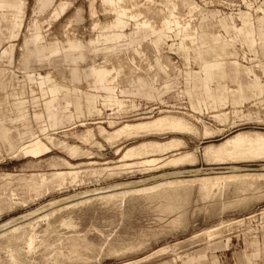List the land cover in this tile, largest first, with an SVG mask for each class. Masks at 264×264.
Returning a JSON list of instances; mask_svg holds the SVG:
<instances>
[{"label": "rangeland", "instance_id": "374dc122", "mask_svg": "<svg viewBox=\"0 0 264 264\" xmlns=\"http://www.w3.org/2000/svg\"><path fill=\"white\" fill-rule=\"evenodd\" d=\"M24 1L21 10L0 5V69L5 72L11 70L14 80L26 89L24 95L21 92V97L27 106V115L15 114L21 127L19 130L11 128V146L0 143V197L13 199L10 205L0 202V264H192L198 260L200 263L196 264H264L262 180L247 188L248 191L237 182H229L226 184L228 189L223 187L225 189L211 196V200L208 197L202 200L196 186H192L194 189L191 188L188 193L171 195L174 205L171 207L172 212L171 209L168 212L164 209L166 212H163V199L150 200L143 194H126L120 207L117 203L108 205L103 199L101 201V198H97L99 192L118 183L124 184L125 187L121 189H127L174 178L233 171H264V159L221 162L205 161L201 157L204 145L219 143L237 131L264 133V0H179L175 10L167 5L169 0H139L149 20L159 19V14L156 8L153 12L157 14L143 8L148 1L165 7V15L168 17L176 13L183 23L192 17L191 30L171 22L170 28L166 29L173 32L169 33V37L152 33L154 27L146 30L140 27L138 22L145 17L141 8L142 17L125 15L123 22L117 24V15L109 12L110 3L107 0H66V11L57 18L54 7L61 0H53L52 3L50 0ZM189 1L197 4V9H189ZM91 4L95 11L93 15L90 13ZM172 4L175 2L172 1ZM179 4H182L181 7ZM204 24L209 26L205 29ZM101 28H108V31L113 28L114 34H123L114 36V39H120L116 48L111 47L108 35H101ZM10 32L13 34L10 35ZM217 33L220 36L215 39ZM26 36L31 40L26 42ZM10 39L13 45L11 50L8 42ZM97 39H100L99 42L92 44L91 40ZM81 41V50L86 58L79 63L80 68L105 64L107 59L115 55L126 56L140 42L143 43V49L147 48V44L149 51L145 49V52L147 55L149 52L150 57L152 55L150 60L157 68L151 72L158 74H155L157 81L152 82L151 86L145 85L151 92H139L140 86L135 81L126 80L127 76L122 74L114 84L113 91L123 101V106L118 107L114 101H110L111 93L108 90L99 88L90 80L83 78L79 85L69 82L61 84L57 68L68 66L61 58L64 53L71 52L69 45L78 47ZM44 44H47L46 47ZM186 44L192 46L186 47ZM22 46L26 47L24 55ZM4 48L10 52L4 53ZM162 53L166 58L159 57ZM34 56L44 60L27 68L30 58ZM168 58L177 61V71L170 73L158 70L163 60ZM141 59H138L139 62L145 63ZM216 60L223 62L226 74L223 82L231 91L226 94L225 104L220 100L221 105L224 104L222 109L212 111L216 106L213 109L209 106L210 110L203 103L197 105L192 101L186 92L185 78L190 76L188 72L198 71L202 61ZM233 60H237L239 65H233ZM112 63H116V60L107 65L111 66ZM128 64L126 67H129ZM48 71H52L50 77L46 75ZM39 74L44 75L42 79ZM53 86L56 87L51 91L50 87ZM209 86L212 88L213 83L209 82ZM132 89L133 92L130 91ZM4 95L5 92H1L0 96ZM54 98L58 103L55 125L53 119L42 112L45 104ZM64 99L71 102L70 116H66L67 113L62 110ZM4 101L0 103V115H6L4 117L7 118L12 114L11 110L15 112L13 103L16 100L9 94ZM78 103L81 109L75 111ZM150 109L155 111L150 113ZM160 109H169V114L184 116L199 130L207 125L217 132L208 138L201 134H150L120 139L113 145L99 134L97 126L111 131L106 122L111 117L118 121L133 122L136 116H156ZM135 110L145 112L136 116L125 115ZM37 112L42 113L39 115ZM26 119L30 123V130L41 137L50 152L43 154L47 150L42 142L19 149L23 142L32 138L24 137L29 127L25 123ZM101 120L104 122L96 123ZM81 122L84 124L80 125ZM218 128L222 130L219 132ZM87 129H92L94 138L102 146L83 143L76 137V134ZM173 135L182 137L186 142L179 151L193 150L198 156V162L175 167L173 164H161V167L156 165V168L151 166L150 169L148 166H135L112 171L101 170L105 161L110 165L116 163L119 155L115 153L117 147H126L145 139L164 141ZM64 145H79L84 151L92 153L85 155L80 152L72 156ZM16 147H19L16 153L9 151ZM32 148L42 151L31 153L28 150ZM63 158L77 165L76 169L83 170L79 173L78 181L69 183L67 179L68 182L62 185L44 184L37 192L27 191L21 186L18 179L20 176L67 169ZM88 161H96L97 164H89ZM93 168L97 169V173H91ZM176 171L180 173L168 175ZM5 173L14 176L9 179L3 175ZM168 194L171 192H165V195ZM159 200L163 203H158ZM77 201L82 202L73 206L72 203ZM50 211L53 213L46 218L44 214ZM241 218H245L244 221L232 224L233 220ZM229 221H232L231 224ZM18 225L25 227L21 238H17V232L13 231ZM219 225L224 227L219 228ZM215 226L221 229L220 234L212 235L210 240L204 230ZM32 233L34 242L29 249L25 241ZM73 240L79 243L75 254L76 251L70 252L73 251L70 247ZM130 244L133 250H128Z\"/></svg>", "mask_w": 264, "mask_h": 264}, {"label": "bare ground", "instance_id": "6f19581e", "mask_svg": "<svg viewBox=\"0 0 264 264\" xmlns=\"http://www.w3.org/2000/svg\"><path fill=\"white\" fill-rule=\"evenodd\" d=\"M107 1H109V3H110L109 12L116 13V15H117L116 19L118 21H122V18L125 15L142 17V14L140 13V10H139V8H141V5H140L141 3L139 4V0H107ZM172 1L175 2V4H172L173 6L171 5ZM178 1L179 0H169L167 5L175 10L178 6ZM189 2L190 3L187 4V5H189V9H193V8H196L198 6L197 4H195L191 1H189ZM0 3L2 5L14 7L15 9H19V10H21L22 6H24V3L21 0H0ZM181 5L179 4L180 7H181ZM180 7H178V9ZM143 8L151 9L150 11L152 13L157 14V12H158V14H159L157 16V17H159V19H156V20L153 19L155 21L149 20V18H146L147 16L145 14V10L144 9L142 10V8H141V10L144 11L145 15L144 14L143 15L145 17H142L138 23L140 24V27H142L145 30L148 29L149 27H154L155 29H158V30H160V29L166 30V29L170 28L169 26H170L171 22L172 23L175 22L179 27L185 28L187 30H191L193 28L192 17L190 18V20L186 21L185 23H183L181 21L180 17L176 13H175V15L168 17L167 15H165V12L167 9L161 5L156 6L155 4H153V1H152V3H151V1L150 2L148 1V4L146 6H144ZM155 8H156L157 12L156 11L153 12L155 10ZM24 9H25V7H24ZM180 9H183V8H180ZM168 18H170L171 20ZM208 26H209L208 24H204L203 28L206 29ZM233 27H235L234 24H233ZM69 33H70V31H69ZM219 36H220V33H217L215 39H217ZM29 38L30 37L26 36V40H28ZM47 44H45V46ZM146 46H147V48L146 47H144V48L149 51L147 44H146ZM145 49H143V47L140 46L136 52H130L129 56L127 58L122 57L124 60V63H125L124 64L125 67L129 63L128 64L129 67H126L125 72H123V73H125V76H127V77H125V79L127 78L126 80H136L137 78H142V79H150L151 82L157 81L155 78V74L158 75L157 72H155V73L151 72L152 70L154 72V70L157 68L153 64L152 60H150L152 55L150 57L149 52L147 55L145 52ZM150 49H151V45H150ZM21 51H22V54L24 55L26 52L25 46H22ZM136 56L139 58L141 57L142 58L141 60H145V63L142 64L141 62H139V60H138L139 58H136ZM148 56H149V58H148ZM159 57L161 59L166 58L163 53ZM168 57H169V55H168ZM169 58L166 60H163V63L161 62L162 66L159 67L158 70H162V71H166V72H170V73L177 70V68H178L177 61L176 60L171 61V60H169ZM41 62H42L41 59H37L35 57L34 59L31 60L30 64L32 66H35V65H37V63H41ZM119 76H120V74H118V73L112 74V77L114 79H117ZM15 95L17 97H20L18 92H16ZM168 110H163V109L161 110L160 109L158 115H156V116H154V115H140L138 117H135L134 120H136V121H133V122L124 121V122L119 123L118 121H115V120H109L108 126H109V128H111V131L108 128H107L108 129L107 130L103 126H97V128H99V130H98L99 134L105 139V141L112 144V145H113V143H116V141H119L120 139H129V138H133V137L146 136V135H150V134H165V133L179 134V135L180 134H183V135H186V134H189V135L190 134L191 135L197 134V135H199V134H201L202 137L208 138V137L214 136V134L217 132V131L215 132L212 128L210 129V127H208L207 125H203V129L199 130L198 127L194 123L188 121L184 116L169 114L170 111H168ZM234 125L235 124H233L232 126H234ZM16 127L20 128V125H17ZM221 130H222V128H218L219 132ZM0 137H3V132H1V131H0ZM76 137H78L79 140L83 141V143L86 142V143H90L92 145L97 144L98 146H102L101 143L94 138V133H92V129H87V130L81 132L80 134L76 135ZM3 142H4V139H3ZM38 142H40L39 137H35L32 141L21 145V147L19 149L34 145L35 143H38ZM185 144H186V142L182 137L173 135L164 141L163 140L160 141V140H156V139H145V140L138 141L132 145H128L126 147H122V146L117 147L115 150V153H118L119 155H118L116 163L110 165V163L108 161H105L102 163L103 166L104 165L105 166L102 167L101 170L112 171L113 169H116V168H127V167L129 168V167H135V166L136 167L148 166V168L149 167L151 168V166H154L156 168V165H159L161 167L162 165L164 166L166 164L167 165L173 164V166L174 165H182L183 166L184 164L190 165V164H194V163L198 162L197 161L198 156L195 154V152L193 150L192 151H179L183 145L185 146ZM64 146L68 150L67 152L69 154H71L72 156H75L80 152L82 154L84 153L85 155L92 153L90 151H84L79 145H64ZM28 151L36 154V153H40L42 150L32 148V149H29ZM167 153H170V154L163 156ZM201 157L205 161H221V162L224 160L225 161H227V160H237L238 161V160L264 159V133H263V131L262 132H257V131L250 132L249 130L248 131H237V132L233 133L232 135H230L226 138H223L219 143H208V144L204 145L202 148V151H201ZM88 162H89V164L96 163V161H88ZM63 164L66 165L67 169L63 168V169H59V170H53L50 172H37V173H31V174H27L25 176H20V177H18L17 175L16 176L21 181L20 182V183H22L21 186L25 187L27 191H35V192L39 191L42 188V186L44 187V184L51 183V184H55V185L56 184L62 185L63 183H65V181H67V179L69 180V183L76 181L77 178L79 177V173H81L83 170L76 169L77 165H75L74 163H71L70 161L66 160L65 158H63ZM146 168H143V170ZM85 171H88V169H86ZM91 171H92L91 173H94V172L97 173V169L93 168ZM141 171H142V168H141ZM179 173H180V171H176L173 173L172 172L168 173V175L169 174L170 175L179 174ZM3 175L9 179L13 178V176H14L13 174H10V173H5ZM258 180L264 181V171L263 172H235V171H233L231 173L206 174L204 176L193 177V178H191V177L174 178V179H167V180H164V181L152 184V185H148V186L133 187V188H127V189H121V188H124L125 186H124V184L118 183L116 185H113V186L106 188L104 191L99 192L100 195L97 198H101V201L104 200V202L106 204H108V203L109 204L110 203L116 204L117 203V206L120 207V206H122L121 203H123V201L125 199L124 197L126 194H129V193H130V195L133 193H137L140 195L143 194L150 200L163 199L164 200V204L162 205V207L164 206L163 212H166L167 210L170 211V209L172 212L171 207L174 205L172 204V201H173L172 198L173 197L171 195L173 193L174 194L175 193H181V192L188 193L189 190L191 188H193L192 186H194V187L196 186V188H197L196 190H197L199 196L203 198L202 200H204L207 197H208L207 199L209 200L211 196H214L218 192H221L225 188H227L226 184L229 182H235V183L237 182L238 184H241L244 186L243 189L245 191H248L247 188L253 186V184ZM4 184H6V183H4ZM257 186L258 185H256V187ZM223 187H225V188H223ZM243 189H241V190H243ZM237 190L239 191V186H238ZM249 190H251V189H249ZM167 191L171 192V194L165 195V192H167ZM224 192H226V191H224ZM219 198H221V197H219ZM207 199H205V200H207ZM82 201H79V202H82ZM87 201H88V199H87ZM155 201H153V202H155ZM160 201L163 203L162 200H159L158 203ZM0 202L10 205L13 202V199L11 197H9L7 199L1 198ZM79 202L77 201L75 203H72V205L76 206V205H78L77 203H79ZM148 202L152 203L150 201H148ZM2 203H0V204H2ZM60 208H59V210H60ZM164 209L166 211H164ZM57 210L58 209H56V211ZM175 210H176V208H175ZM56 211H54V212L56 213ZM51 213H53V211H50L49 213L44 214V216L45 217L49 216ZM263 213H264V211H263ZM44 216H42V217H44ZM244 219L241 218V219L233 220V222L232 221L231 222H232V224L234 222L239 224L242 221H244ZM231 222L229 224H231ZM225 224H224V226H225ZM229 224H228V226H229ZM25 225H26V223H25ZM221 225H223V224H221ZM224 226H222V227H224ZM32 227H33V225H32ZM222 227L219 225V228H222ZM226 227H227V225H226ZM24 228L25 227L23 225H18L17 227H15L13 229V231L17 232V234L15 235V236H17V238H21L23 236V234H24L23 229ZM218 230H219L218 227L215 226V228L211 227V228H208L204 231L206 232V235H208V237L211 240L212 235L220 234L219 232L221 229L219 231ZM10 231H12V230H10ZM201 233H202V231H201ZM198 235H199V233H198ZM26 239L27 240L25 242L27 243L28 248L31 249L33 247V242H34L33 241L34 240L33 239V233L31 235H28V238H26ZM130 246L132 247L131 244H130ZM135 246L137 248V245H135ZM70 247L73 250L70 252L76 251V252H74V254H75V253H77V248H79V243L76 240H73L70 244ZM127 247H126V249H128ZM131 247H129L128 250H130V249L133 250L134 247H132V248ZM163 248H166V246L162 247L161 249H163ZM110 250H112V249H110ZM113 250L115 251V247L113 248ZM75 258H77V257H75ZM174 260H176V259L174 258ZM129 263L130 262H126V263H122V264H129Z\"/></svg>", "mask_w": 264, "mask_h": 264}, {"label": "crops", "instance_id": "0c3cea01", "mask_svg": "<svg viewBox=\"0 0 264 264\" xmlns=\"http://www.w3.org/2000/svg\"><path fill=\"white\" fill-rule=\"evenodd\" d=\"M21 1L25 4L24 0H21ZM50 1H51V3L53 2V0H50ZM67 4H68V2L66 0H61L58 3H56V5L54 7V9H55L54 14H55L56 18L61 16L66 11ZM0 5H2V4L0 3ZM2 6H5V5H2ZM5 7L15 9L14 7H10V6H5ZM90 13L92 15L95 13L94 7L92 4L90 5ZM122 22L123 21H118L117 19L115 21V23H117V24H120ZM109 30L110 31H108V28H103V30L101 28L100 33H101V35L102 34L108 35L109 41L112 44L111 47L116 48V46L119 44L118 41L120 39H114L115 38L114 36L121 34V33H115L114 34L113 28H111ZM151 31H152V33H154L156 35L166 36V37H169V33H173V32H168L165 29H160V30H155V29L153 30L152 29ZM9 34L11 35V34H13V32H10ZM121 35H123V34H121ZM29 40H31V39L29 38L28 40H26V37H25L26 42ZM99 40L100 39L91 40V42H92V44H96L99 42ZM106 41H108V40H106ZM8 42L10 43L9 49L11 50L12 46H13L11 39L8 40ZM142 45H143V43L140 42L134 49L128 51L126 56H124L123 54L115 55L112 59H109V60L107 59L106 60L107 63H105V64H96L93 66L80 68L79 63L83 62L86 58L85 54L81 50L83 43L81 41L78 47L71 44V45H69L71 52L67 53V54L64 53L62 58H61V60L65 63H67L68 66L64 67V68H61V67L57 68V77L60 80L59 82L61 84L64 82H69V83H72L75 85H79L83 78L85 80H90L91 83L99 86V88L108 90L111 93L109 96L110 101H114V103L118 107H122L123 101L121 99H119L118 96H115L113 94L114 84L117 82L118 78L114 79L112 77V74L118 73L120 75H122V74L125 75V73H123V72H125L126 67L124 66L125 63H124V60L122 57L127 58L129 56L130 52H134V51L136 52L138 50V48ZM43 46H45V44ZM171 46L172 45H170V47ZM190 46H192V45L186 44V47H190ZM25 49H26V47H25ZM10 50H7L6 48L3 49V51H6L4 53H9ZM1 53L4 55L3 52H1ZM34 58H35V56L30 58L29 63L27 64V68L33 67L30 64V62ZM41 60L43 61L44 59H41ZM113 60H116V63H112L111 66L107 65L108 63L113 62ZM231 63L235 66L239 65V62L237 60H233ZM178 68H179V65H178ZM51 73H52V71H48L46 73V75L48 77H50ZM187 74L188 75L190 74V76L185 78L186 92H187L188 96L192 99V101L197 105H200L203 103V105L205 106L206 109H210V107H211V109H213L214 106H216L215 109L212 111L221 110L225 104V101H226V96H227L226 94L228 93V91H231L230 88L227 87L226 84L223 82V79L225 78V75H226L225 71L223 69V62L220 60H216L215 62L202 61L198 71H194V72H190V73L188 72ZM38 76L40 79H42L44 75L39 74ZM30 77L31 76L29 75V78ZM129 81H135V84H138L140 86L139 90H138L139 92H142V93H150L151 92L150 89L145 88L146 87L145 85L151 86L152 82L150 79L137 78L136 80H129ZM209 82L213 83L212 88H210ZM132 83H134V82H132ZM55 87L54 86L50 87V90L53 91L55 89ZM8 90H9V92H8ZM130 91L133 92L134 90L132 89ZM1 92H5V95L2 97L0 96V103L5 102L4 99L9 94L11 96H13L16 100L13 103L15 106V112L13 110H11L12 114L10 116H7V118L4 117L6 115H0V131L3 132V137H0V143L3 146L10 147L12 144L11 137H10L11 128L16 129V130L20 129V128L16 127L17 125H20V123H18L17 120L15 119V114L18 113L19 115L20 114L27 115V106L25 104V101L21 97V92L24 95L26 92V89L17 80L16 81L14 80V75H13L11 70H8L7 72H5V70L0 69V95H1ZM16 92L19 93L20 97H17L15 95ZM6 93H8V94H6ZM220 100L224 101L223 105H221ZM18 101H19V103H18ZM57 104L58 103L56 101V98H54L49 104H45L44 110L42 111L45 114H47L50 118L53 119V125H55V121L57 120V114H56ZM192 107L195 108L193 104H192ZM80 109H81V104L78 103L77 106H75L74 110L80 111ZM62 110H63V112L67 113L66 116L71 115V113H72L71 102L69 100L64 99L63 105H62ZM42 112H40V113L37 112V114L41 115ZM109 120L118 121L115 118L111 117L108 120H106V122L108 123ZM102 122H104V121L101 120V121H97L96 123L100 124ZM118 122L120 123V122H124V121H118ZM25 123L29 127L27 128L28 132H26L24 137H32V138L28 141L23 142V144H26V143L32 141L35 137H39L40 142H42L44 147H46V144L44 141H42L41 137L39 135L34 134L30 130V123H29L28 119L25 120ZM83 124H84V122L80 123V125H83ZM20 127H21V125H20ZM81 132H83V131H81ZM76 135H78V134H76ZM20 138H21V135H20ZM3 139H4V142H3ZM19 147H16L15 149H10L9 151L11 153H16V150H18ZM46 150H47V147H46ZM48 152H50V149L47 150L46 152H44V153L42 152V153L46 154ZM254 242H256V240H254ZM263 247H264V237H263ZM196 262L197 261L193 262L192 264H196ZM197 263H200V260H198Z\"/></svg>", "mask_w": 264, "mask_h": 264}, {"label": "built area", "instance_id": "2783aa9c", "mask_svg": "<svg viewBox=\"0 0 264 264\" xmlns=\"http://www.w3.org/2000/svg\"><path fill=\"white\" fill-rule=\"evenodd\" d=\"M154 109H155V108H154ZM149 111H150V113H153L155 110L150 109ZM144 112H145V111L138 112L137 110H135V111L128 112V113H126L125 115H126V116H136V115H139V114L144 113ZM148 113H149V112H148ZM136 117H138V116H136ZM134 118H135V117H134Z\"/></svg>", "mask_w": 264, "mask_h": 264}]
</instances>
